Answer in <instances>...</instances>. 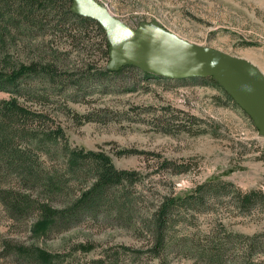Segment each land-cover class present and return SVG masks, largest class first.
<instances>
[{
    "label": "rangeland",
    "instance_id": "374dc122",
    "mask_svg": "<svg viewBox=\"0 0 264 264\" xmlns=\"http://www.w3.org/2000/svg\"><path fill=\"white\" fill-rule=\"evenodd\" d=\"M88 1L106 8L134 32L172 35L245 60L264 77V0ZM55 23L51 21L40 33H29L30 40L27 34L14 36L15 41L8 40L3 49L6 54L1 57L8 59V69L18 63H56L59 58L56 65L64 71L52 81L45 75L23 79L17 96L0 92V102L15 97L23 107L42 111L45 126L39 131L61 130L63 138L56 136L54 147L46 149L51 154L33 149L41 172L58 180L64 189L49 204L62 207L89 186V182L74 179L67 183L72 174L62 158L64 141L70 151L102 152L116 170L133 171L136 176L109 191L111 195L117 191L122 199L110 200L92 216L82 215L64 231L39 238L30 233L35 214L14 220L0 205V264H22L11 253V247L21 245H35L51 253L53 264H206L175 248L165 250L159 258L152 257L153 242L140 219L151 216L166 198L192 196L202 185L217 186L216 182L230 185L210 193L197 210H179L173 223L174 241L183 236L223 235L242 236V243L247 244L251 239L264 241V211L260 206L246 211L237 198V193H264V132L252 118L217 88L202 82L142 79L135 73L98 78L97 70H118L130 62L105 58L96 29L88 30L81 39L83 46H77ZM69 76H74V82L68 81ZM176 111L195 118L198 122L192 127L201 133L167 132L175 125L172 115ZM72 113L90 115L92 121L77 124ZM121 151L128 153L119 154ZM164 161L188 164V171L175 175L162 169ZM29 184L10 177L0 167V191H18L36 201L45 200L44 190ZM123 202L128 203L127 212L117 218ZM4 241L9 247H4ZM254 251L251 263L264 264V244ZM222 264L236 263L228 259Z\"/></svg>",
    "mask_w": 264,
    "mask_h": 264
},
{
    "label": "trees",
    "instance_id": "16d2710c",
    "mask_svg": "<svg viewBox=\"0 0 264 264\" xmlns=\"http://www.w3.org/2000/svg\"><path fill=\"white\" fill-rule=\"evenodd\" d=\"M71 6L72 0H0V63L2 61L4 66L6 65L4 67L2 63L0 64V92L17 96L20 94L23 79L45 75L48 81H52L64 74V71L56 65L59 58L55 59L56 63L52 62L46 65L41 62L18 63L13 64L9 69V64L6 63L8 59H1L6 54L3 49L6 48L8 40L15 41L14 36L20 33L27 34L26 38L30 40L32 37L29 33L42 32L53 20H56L55 28L59 27L72 40V45L83 46L81 39L85 38L87 31L96 29L105 47L101 53L105 58L110 59L111 46L104 29L94 19L72 12ZM68 25L70 28L67 27ZM85 42H89V40ZM88 64L86 62L84 65L88 66ZM87 68L90 70L89 67ZM97 72L98 78H103L108 74L122 76L123 73H135L139 74L138 76L141 75L142 79H165L146 73L132 64L122 65L118 70L99 69ZM73 78L74 76H69L68 81H73ZM186 80L202 82L204 85L215 87L221 91L226 100L234 101L213 77H191ZM132 82L133 85L137 83L135 75ZM172 116L175 125L172 128H165L167 132L177 134L184 131L193 134L197 131L192 127L196 124L195 122H198L195 118L189 117L182 111H176ZM71 118L77 124L92 121L90 115L79 116L72 113ZM45 119L46 115L42 111L23 107L17 103L15 97L0 102V167L4 168L7 175L17 178L22 184L30 183L29 185L32 187L41 188L46 195L45 200L36 201L31 196L18 191H0V205L14 220L35 214L37 219L30 231L34 238L53 231H64L70 222L80 219L82 215L92 216L110 200L122 199V196L117 195V191L113 195L109 194V191L115 190L123 181H131L135 178L133 176H136L133 171L116 170L109 157L102 152L70 151L64 141L61 148L62 158L65 160L66 168L72 174L67 183L74 179L80 182H89V186L70 203L62 207H52L49 204L52 201L51 198L63 194L64 189L58 180L41 172V166L36 161L33 149L37 147L39 152L44 150L51 154V150L46 149H52L56 142V136L63 138V135L59 127L51 133L42 131ZM40 127L43 128L41 131H39ZM198 133L201 131L194 134ZM22 141L27 142L22 145ZM127 153L121 151L119 154ZM161 165L162 169L172 171L175 175L185 173L189 168L188 164L170 161H164ZM216 185L204 184L192 196L166 198L151 216L140 219V224L147 230L146 232L153 242L150 249V252H153L152 257L159 258L165 250L175 248L193 255L206 264H222L228 259L236 264H252L251 256L255 254V248L263 247L264 241L251 239L249 244L242 243V236L238 235L204 236L201 238L183 236L174 241L173 223L178 217L179 210H197V207L203 206L210 193L221 192L230 184L216 182ZM237 196L238 204L244 210L248 211L255 206H260L264 211V193L254 190L244 194L237 193ZM127 204L123 202L118 208L117 218H122L123 213L127 212ZM7 244L6 241L3 242L4 247H9ZM11 253L18 257L22 264H53L54 256L35 245L11 247Z\"/></svg>",
    "mask_w": 264,
    "mask_h": 264
},
{
    "label": "water",
    "instance_id": "95a60500",
    "mask_svg": "<svg viewBox=\"0 0 264 264\" xmlns=\"http://www.w3.org/2000/svg\"><path fill=\"white\" fill-rule=\"evenodd\" d=\"M71 11L101 25L111 46L110 59H127L146 73L170 80L213 77L264 132V77L249 62L172 35L134 32L88 0H72Z\"/></svg>",
    "mask_w": 264,
    "mask_h": 264
}]
</instances>
